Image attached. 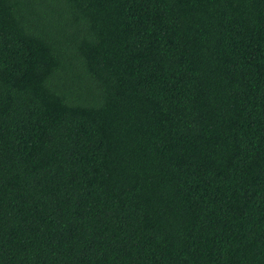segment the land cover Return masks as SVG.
Returning a JSON list of instances; mask_svg holds the SVG:
<instances>
[{
	"label": "trees",
	"instance_id": "1",
	"mask_svg": "<svg viewBox=\"0 0 264 264\" xmlns=\"http://www.w3.org/2000/svg\"><path fill=\"white\" fill-rule=\"evenodd\" d=\"M0 264H264V0H0Z\"/></svg>",
	"mask_w": 264,
	"mask_h": 264
}]
</instances>
